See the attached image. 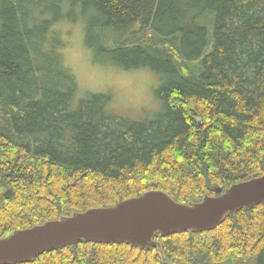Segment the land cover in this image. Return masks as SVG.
<instances>
[{
    "label": "trees",
    "instance_id": "trees-1",
    "mask_svg": "<svg viewBox=\"0 0 264 264\" xmlns=\"http://www.w3.org/2000/svg\"><path fill=\"white\" fill-rule=\"evenodd\" d=\"M80 19L101 61L161 77L160 111L119 116L110 93L74 107L54 27ZM263 174L264 0H0V239L151 190L199 202ZM155 241L28 264H264V204Z\"/></svg>",
    "mask_w": 264,
    "mask_h": 264
},
{
    "label": "water",
    "instance_id": "water-1",
    "mask_svg": "<svg viewBox=\"0 0 264 264\" xmlns=\"http://www.w3.org/2000/svg\"><path fill=\"white\" fill-rule=\"evenodd\" d=\"M261 204L264 174L219 189L199 202L181 203L162 190H151L114 206L90 208L15 231L0 239V264L32 263L47 252L79 243L150 250L157 245V235L213 231L227 217Z\"/></svg>",
    "mask_w": 264,
    "mask_h": 264
},
{
    "label": "rangeland",
    "instance_id": "rangeland-1",
    "mask_svg": "<svg viewBox=\"0 0 264 264\" xmlns=\"http://www.w3.org/2000/svg\"><path fill=\"white\" fill-rule=\"evenodd\" d=\"M54 29L66 45L63 61L78 83L74 107L89 93H110V109L119 116L141 120L161 110L157 90L163 81L156 72L148 68L127 71L109 60L101 61L86 43L84 19L76 23L62 20Z\"/></svg>",
    "mask_w": 264,
    "mask_h": 264
}]
</instances>
